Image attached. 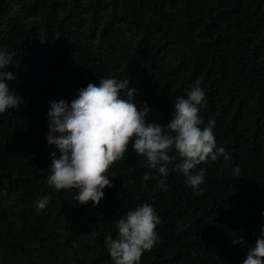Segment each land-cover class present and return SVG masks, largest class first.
<instances>
[{
  "label": "trees",
  "instance_id": "16d2710c",
  "mask_svg": "<svg viewBox=\"0 0 264 264\" xmlns=\"http://www.w3.org/2000/svg\"><path fill=\"white\" fill-rule=\"evenodd\" d=\"M0 51L15 54L3 71L23 99L0 114V264H115L105 239L144 203L161 223L140 264H243L264 231V0H0ZM102 77L128 79L147 123L165 126L199 81L200 115L231 158L198 165L200 189L171 172L164 191L130 144L99 205L52 188L51 102Z\"/></svg>",
  "mask_w": 264,
  "mask_h": 264
},
{
  "label": "clouds",
  "instance_id": "9594fccd",
  "mask_svg": "<svg viewBox=\"0 0 264 264\" xmlns=\"http://www.w3.org/2000/svg\"><path fill=\"white\" fill-rule=\"evenodd\" d=\"M14 53L0 51V114L9 109H18L22 96L9 87L16 79L14 74L3 71L8 68ZM128 79L102 77L100 83H89L81 88L71 104L65 100L52 101L49 119V145H55L59 152L52 153L48 184L56 190L78 189L75 199L84 205L89 201L99 205L104 198V189L112 186L109 169L122 159L129 145L145 159L147 168L156 170L163 179L160 187L167 191L166 178L171 172L182 173L185 184L200 189L206 177L203 168L197 166L209 159L216 161L222 156L231 158L224 147H218L214 135L215 121L205 125L200 115V106L205 103V91L196 82L187 95L174 103L173 119L165 126L147 123L151 111L147 101L141 108L135 101V89H129ZM203 126V127H202ZM178 153L181 162L169 167ZM239 172V167L234 169ZM143 179H152L147 172ZM202 191V189H201ZM196 194H199L198 192ZM51 196H43L35 202L37 211L49 204ZM161 223L155 208L147 203L135 210H129L116 223L118 236L109 234L105 239L107 251L115 264H140L145 251H151L159 241L157 226ZM233 244L245 245L243 236L232 240ZM243 264H264V231L250 247Z\"/></svg>",
  "mask_w": 264,
  "mask_h": 264
}]
</instances>
